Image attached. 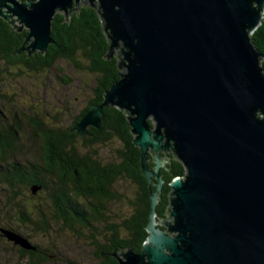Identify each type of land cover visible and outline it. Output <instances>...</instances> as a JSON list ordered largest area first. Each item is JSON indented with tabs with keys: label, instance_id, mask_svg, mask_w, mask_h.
I'll return each instance as SVG.
<instances>
[{
	"label": "water",
	"instance_id": "95a60500",
	"mask_svg": "<svg viewBox=\"0 0 264 264\" xmlns=\"http://www.w3.org/2000/svg\"><path fill=\"white\" fill-rule=\"evenodd\" d=\"M82 1L0 0V17L28 29L22 49L29 55L45 53L56 14L68 17ZM87 1L102 18L107 57L116 48L123 56L120 79L74 128L85 135L100 127L104 107L123 110L142 175L157 187L142 251L113 256L120 264H264V55L251 37L264 0ZM170 152L186 174L173 179L161 218L160 169ZM2 230L37 249L20 232Z\"/></svg>",
	"mask_w": 264,
	"mask_h": 264
},
{
	"label": "trees",
	"instance_id": "16d2710c",
	"mask_svg": "<svg viewBox=\"0 0 264 264\" xmlns=\"http://www.w3.org/2000/svg\"><path fill=\"white\" fill-rule=\"evenodd\" d=\"M81 3L83 4L79 9L68 17L61 12L56 14L52 30L55 42L45 53L37 51L29 55L27 51L23 55H17L15 52L22 40L15 42L12 38L13 31L0 18V61L6 65L14 67L22 64L30 70L41 71L53 66L57 60L65 59L72 62L76 69L88 71L95 79L89 103L69 126L58 125L50 129L44 127L41 121L34 120L32 126L36 133L33 136L41 140L44 151L43 167L10 164V169L7 167L0 170V183L8 185L11 192L8 198L11 201L24 188L33 191V186H37L49 190L47 194L57 208V219L63 220L66 226L74 225L75 222L81 227L88 226L92 234L91 241L95 243L97 257L102 260V264H120L113 257L116 248L120 250L133 247L135 251L142 250L148 236L146 226L151 212V194L157 187L154 184L149 187L142 175L140 148L134 143V135L123 110L111 105L104 107L100 127L88 126L85 135L78 134L74 128L93 104L103 102L105 91L120 79L118 57H107L110 41L104 32L97 8L92 7L87 0ZM251 37L264 55V17L262 24ZM261 65L264 68V58ZM1 127L2 125L0 160H5L8 155L18 153L15 142L20 138L19 127L17 124L4 129ZM78 141H82L83 149L87 148L89 151L85 153L79 150L76 144ZM110 142H114L116 146L115 160L105 163L96 156L94 148ZM170 155L166 166L160 170L164 183L159 195L157 214L161 218L168 213L173 179L186 174L184 164L173 153L170 152ZM45 172L55 177L51 186L45 178ZM121 179L131 180L137 186V194L130 201L132 209L128 214L120 221H109L106 207L112 201L122 198L115 189ZM79 199H83V202ZM26 220L30 221L29 218ZM97 222L104 223L106 228L102 241L96 240L98 229L94 223ZM9 229L18 232L16 229ZM35 246L40 249L38 245ZM51 256L47 250L21 248L19 263L47 264L48 260H52ZM106 256L110 257L109 260L105 259Z\"/></svg>",
	"mask_w": 264,
	"mask_h": 264
},
{
	"label": "rangeland",
	"instance_id": "374dc122",
	"mask_svg": "<svg viewBox=\"0 0 264 264\" xmlns=\"http://www.w3.org/2000/svg\"><path fill=\"white\" fill-rule=\"evenodd\" d=\"M119 54L122 55L121 49H115V55ZM122 71H126V68ZM94 85L95 79L88 71L76 69L72 62L65 59H59L53 66L41 71L30 70L22 64L12 67L0 61V126L4 129L17 124L20 137L15 142L18 153L0 160V170L10 169V164L15 163L43 167L44 151L41 140L33 136L36 133L32 126L34 120L41 121L44 127L50 129L58 125L69 126L89 103ZM76 144L79 150L85 153L89 151L83 149L82 141ZM115 147L114 142H110L108 145H97L94 149L96 156L106 163L115 160ZM162 159L165 167L168 158L165 156ZM149 165L155 166L153 158ZM44 175L51 186L55 177L49 172ZM115 189L122 198L106 207L109 221H120L131 211L130 201L134 200L138 190L128 179L118 181ZM47 192L49 190L38 188L33 192L24 188L11 201L8 185L0 183V264H21L19 255L23 249L4 234L3 228L16 229L27 236L31 243L38 245L40 249L37 250H47L52 255V260H48L47 264H102V260L97 257L95 243L91 241L88 226L81 227L76 222L66 226L63 220H58L57 208ZM80 201L83 202V199ZM24 214L30 221L27 222L28 218ZM94 225L98 229L96 240L102 241L106 234L105 225L100 222Z\"/></svg>",
	"mask_w": 264,
	"mask_h": 264
},
{
	"label": "flooded vegetation",
	"instance_id": "af4514ba",
	"mask_svg": "<svg viewBox=\"0 0 264 264\" xmlns=\"http://www.w3.org/2000/svg\"><path fill=\"white\" fill-rule=\"evenodd\" d=\"M23 1H27V0H23ZM81 4V3H80ZM5 10V9H4ZM2 19H4L3 17H0ZM15 18V17H14ZM13 18V19H14ZM5 20V19H4ZM6 21V20H5ZM7 22V27L13 31L12 34V38L15 42H19L22 40V43L20 44V46L17 47V50H21L20 52H15L17 55H23V53L27 52V50L22 49L23 45H24V41H25V37L28 33V29L24 28L23 30H19L14 24H11L10 22ZM18 23V21H17ZM35 53V52H34ZM33 53V54H34ZM117 250H119L118 248H116ZM123 249H120L119 252H122ZM142 251V250H141ZM140 252V251H137ZM115 257V256H113ZM109 256H106V260H109ZM116 258V257H115ZM117 259V258H116ZM118 260V259H117ZM120 263V262H119Z\"/></svg>",
	"mask_w": 264,
	"mask_h": 264
},
{
	"label": "bare ground",
	"instance_id": "6f19581e",
	"mask_svg": "<svg viewBox=\"0 0 264 264\" xmlns=\"http://www.w3.org/2000/svg\"><path fill=\"white\" fill-rule=\"evenodd\" d=\"M19 23V22H18ZM51 46V45H50ZM117 49V48H116ZM35 62V61H34ZM4 67V66H3ZM23 67V66H22ZM19 71V70H18ZM21 72V71H20ZM22 73V72H21ZM20 73V74H21ZM13 78V77H12ZM19 111V110H18ZM21 111V110H20ZM22 112V111H21ZM35 114H36V112H35ZM32 116V115H31ZM54 118V117H53ZM59 118V117H58ZM19 121V120H18ZM64 123V122H63ZM9 127V126H8ZM5 164V163H4ZM8 228V227H7ZM77 233V232H76ZM92 235V234H91ZM114 244V243H113ZM119 245V244H118ZM131 246H133V245H131Z\"/></svg>",
	"mask_w": 264,
	"mask_h": 264
}]
</instances>
